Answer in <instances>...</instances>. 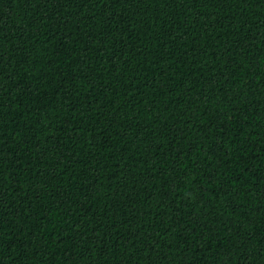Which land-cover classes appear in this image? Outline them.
<instances>
[{
  "label": "trees",
  "instance_id": "1",
  "mask_svg": "<svg viewBox=\"0 0 264 264\" xmlns=\"http://www.w3.org/2000/svg\"><path fill=\"white\" fill-rule=\"evenodd\" d=\"M0 264H264V0H0Z\"/></svg>",
  "mask_w": 264,
  "mask_h": 264
}]
</instances>
